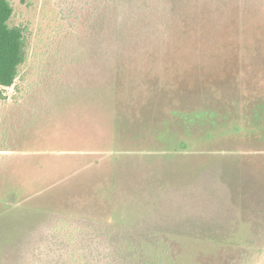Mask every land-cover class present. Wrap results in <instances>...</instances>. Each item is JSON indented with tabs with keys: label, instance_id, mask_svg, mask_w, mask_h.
I'll return each instance as SVG.
<instances>
[{
	"label": "rangeland",
	"instance_id": "rangeland-1",
	"mask_svg": "<svg viewBox=\"0 0 264 264\" xmlns=\"http://www.w3.org/2000/svg\"><path fill=\"white\" fill-rule=\"evenodd\" d=\"M11 1L0 264H116L107 234L151 217L187 220L180 264H264V0L179 1L121 52L98 0Z\"/></svg>",
	"mask_w": 264,
	"mask_h": 264
},
{
	"label": "trees",
	"instance_id": "trees-1",
	"mask_svg": "<svg viewBox=\"0 0 264 264\" xmlns=\"http://www.w3.org/2000/svg\"><path fill=\"white\" fill-rule=\"evenodd\" d=\"M150 1L98 0L97 30L107 27L114 51H123L125 29L131 34L144 33L153 22L154 13L175 11L180 8L177 6L179 1L189 0H164L165 4L156 10L151 9ZM13 15L12 1L0 0V86L4 89L14 86L28 60L27 30L22 25L11 24ZM185 225H188L187 220L179 219L173 225L170 219L156 217L138 222L125 221L124 228L107 234L111 248L108 255L114 254L116 264H180L183 261L180 251L186 249L184 246L191 236Z\"/></svg>",
	"mask_w": 264,
	"mask_h": 264
}]
</instances>
